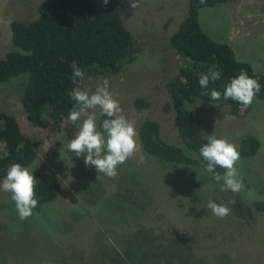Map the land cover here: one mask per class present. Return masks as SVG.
Masks as SVG:
<instances>
[{
  "label": "rangeland",
  "instance_id": "rangeland-1",
  "mask_svg": "<svg viewBox=\"0 0 264 264\" xmlns=\"http://www.w3.org/2000/svg\"><path fill=\"white\" fill-rule=\"evenodd\" d=\"M42 1L0 0V59L11 49L9 22L35 18ZM120 12L138 49L134 61L117 75L85 79L81 88L95 91L107 79L136 130L141 120L152 119L163 142L189 155L177 136L165 90L180 65L168 38L184 16L185 1L141 0L132 9L129 0H122ZM198 21L212 40L227 44L236 60L264 77V0L203 8ZM26 80L19 74L0 83V112L12 116L37 146L26 168L53 173L60 190L26 221L19 220L10 194L0 190V264H123V255L132 264H264V214L250 207L252 200L264 199V101L254 99L238 117L216 102L197 100L192 107L203 138L214 134L237 151L244 137L259 142L252 157L237 162L243 189L234 194L220 191L212 175L198 167L144 156L139 145L116 177L97 174L66 148L84 117L76 125L66 120L52 125L45 117L26 121L19 104ZM135 99L147 107L135 109ZM209 199L227 204L230 214L213 215Z\"/></svg>",
  "mask_w": 264,
  "mask_h": 264
},
{
  "label": "trees",
  "instance_id": "trees-1",
  "mask_svg": "<svg viewBox=\"0 0 264 264\" xmlns=\"http://www.w3.org/2000/svg\"><path fill=\"white\" fill-rule=\"evenodd\" d=\"M184 1V16L168 38V45L180 60V65L177 74L165 83V90L174 112L177 136L189 155L163 142L158 124L149 118L138 124L137 141L144 156L204 171L205 162L199 149L207 140L200 134L192 108L194 103L197 100L220 103L227 107L231 117H238L241 111L247 112L252 105L243 109L231 99L224 100L226 85L243 70L250 78L258 80L261 91L255 99L264 101V77L253 71L248 63L236 60L227 44L212 40L199 26L200 9L231 0ZM121 4L122 0H109L106 7L103 0H43L35 18L27 22H9L11 49L0 59V83L19 74L27 75L19 97L27 122L38 123L45 117L52 125H59L66 120L74 107L69 96L76 87L70 80L73 63L84 71L85 80L117 75L134 61L138 49L122 23ZM211 71H219L221 78L210 82L207 89H201L198 83L200 75ZM213 89L221 92L219 101H211L210 95H204ZM133 104L137 110L147 107L141 99H135ZM106 118L98 115V128ZM258 147L259 142L255 138H242L238 146L240 158L252 157ZM36 154L35 142L20 132L12 116L0 112V184L10 165L19 163L26 167ZM216 172L223 174L220 168ZM33 176L38 201L34 211L39 212L56 198L60 182L51 172H34ZM250 207L264 214V199L252 200ZM123 257L126 260L123 264H132L125 255Z\"/></svg>",
  "mask_w": 264,
  "mask_h": 264
},
{
  "label": "clouds",
  "instance_id": "clouds-1",
  "mask_svg": "<svg viewBox=\"0 0 264 264\" xmlns=\"http://www.w3.org/2000/svg\"><path fill=\"white\" fill-rule=\"evenodd\" d=\"M141 0H129V6L137 9ZM205 3V0H201ZM109 0H103L106 7ZM85 73L75 63L72 65L70 80L76 85L69 93L74 107L66 117V122L73 125L77 121L78 132L71 141H68L66 148L74 153L76 157H83L84 164L94 167L97 174H103L108 178L118 175L117 169L123 165L137 150V132L135 125L130 122L122 113L123 110L117 100L109 91V81L104 79L98 84L95 91L82 90L81 83ZM221 78L219 71H211L202 74L198 83L201 89H207L210 82ZM261 91V85L257 79L250 78L247 72L241 70L240 74L232 78L223 91V99H231L242 105L243 109L250 107ZM211 101H219L221 92L213 89L210 93ZM97 109L99 116L107 117L97 126ZM61 124V126L67 125ZM207 143L200 149L199 153L205 162L204 171L212 174L213 179L220 186V191L239 193L243 189V182L239 178L237 162L240 161V154L234 144L226 139H218L214 134L206 135ZM223 170V174L216 172V169ZM36 179L33 171L22 167L19 163H13L6 170V176L0 184V190L10 194L15 205L20 221H26L33 215L38 201L35 198ZM229 203L235 204V200ZM207 209L211 210L216 217L223 219L230 214L227 204H217L214 200L207 201Z\"/></svg>",
  "mask_w": 264,
  "mask_h": 264
}]
</instances>
